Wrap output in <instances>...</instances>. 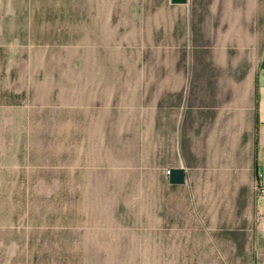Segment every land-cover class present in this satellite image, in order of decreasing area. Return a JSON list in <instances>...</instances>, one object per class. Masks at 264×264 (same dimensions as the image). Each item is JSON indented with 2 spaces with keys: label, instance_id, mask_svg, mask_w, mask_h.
<instances>
[{
  "label": "rangeland",
  "instance_id": "1",
  "mask_svg": "<svg viewBox=\"0 0 264 264\" xmlns=\"http://www.w3.org/2000/svg\"><path fill=\"white\" fill-rule=\"evenodd\" d=\"M262 94L264 0H0V264H144L147 195L252 192Z\"/></svg>",
  "mask_w": 264,
  "mask_h": 264
},
{
  "label": "crops",
  "instance_id": "2",
  "mask_svg": "<svg viewBox=\"0 0 264 264\" xmlns=\"http://www.w3.org/2000/svg\"><path fill=\"white\" fill-rule=\"evenodd\" d=\"M256 103L250 108L253 111L250 128L244 119L242 127L220 143L228 151L230 168L235 172L245 171L241 159L245 161L246 155L251 154L247 169L251 173L252 192L164 193L153 199L147 195L148 203L142 208L159 215L157 228L143 227L144 264H264V196L254 192L258 182L264 186L263 94L258 107ZM209 137L204 140L203 152L207 154L211 151ZM156 229L157 237L152 235ZM135 251L136 247H128L124 254L132 258L140 255Z\"/></svg>",
  "mask_w": 264,
  "mask_h": 264
},
{
  "label": "water",
  "instance_id": "3",
  "mask_svg": "<svg viewBox=\"0 0 264 264\" xmlns=\"http://www.w3.org/2000/svg\"><path fill=\"white\" fill-rule=\"evenodd\" d=\"M190 0H171L173 5H187ZM187 181V172L184 168H173L169 176V184L171 186H182Z\"/></svg>",
  "mask_w": 264,
  "mask_h": 264
},
{
  "label": "built area",
  "instance_id": "4",
  "mask_svg": "<svg viewBox=\"0 0 264 264\" xmlns=\"http://www.w3.org/2000/svg\"><path fill=\"white\" fill-rule=\"evenodd\" d=\"M171 170H172V169H168V170L166 171V175H167L168 178H169V176H170V174H171ZM257 191H258V193H259L261 196H264V186H263L260 182H258V184H257Z\"/></svg>",
  "mask_w": 264,
  "mask_h": 264
},
{
  "label": "trees",
  "instance_id": "5",
  "mask_svg": "<svg viewBox=\"0 0 264 264\" xmlns=\"http://www.w3.org/2000/svg\"><path fill=\"white\" fill-rule=\"evenodd\" d=\"M257 90H258V84L256 83V87H255V96H256V98H257V95H258ZM255 117L257 119V114H255ZM172 187H177V186H172Z\"/></svg>",
  "mask_w": 264,
  "mask_h": 264
}]
</instances>
